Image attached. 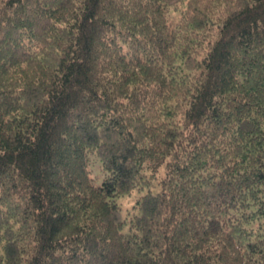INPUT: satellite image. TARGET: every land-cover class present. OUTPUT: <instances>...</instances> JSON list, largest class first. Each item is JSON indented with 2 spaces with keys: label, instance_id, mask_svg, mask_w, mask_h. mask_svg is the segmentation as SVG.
Listing matches in <instances>:
<instances>
[{
  "label": "trees",
  "instance_id": "obj_1",
  "mask_svg": "<svg viewBox=\"0 0 264 264\" xmlns=\"http://www.w3.org/2000/svg\"><path fill=\"white\" fill-rule=\"evenodd\" d=\"M0 264H264V0H0Z\"/></svg>",
  "mask_w": 264,
  "mask_h": 264
},
{
  "label": "rangeland",
  "instance_id": "obj_2",
  "mask_svg": "<svg viewBox=\"0 0 264 264\" xmlns=\"http://www.w3.org/2000/svg\"><path fill=\"white\" fill-rule=\"evenodd\" d=\"M92 174H93V176H97L98 175L96 168L93 170Z\"/></svg>",
  "mask_w": 264,
  "mask_h": 264
}]
</instances>
